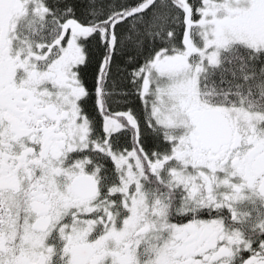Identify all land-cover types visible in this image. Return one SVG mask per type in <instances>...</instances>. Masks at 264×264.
<instances>
[{"label": "snow or ice", "instance_id": "1", "mask_svg": "<svg viewBox=\"0 0 264 264\" xmlns=\"http://www.w3.org/2000/svg\"><path fill=\"white\" fill-rule=\"evenodd\" d=\"M0 264H264V0H0Z\"/></svg>", "mask_w": 264, "mask_h": 264}]
</instances>
